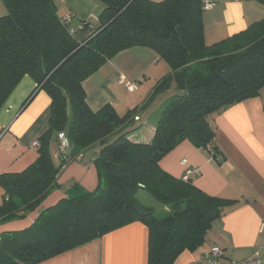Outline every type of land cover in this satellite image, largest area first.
<instances>
[{"label":"trees","instance_id":"trees-1","mask_svg":"<svg viewBox=\"0 0 264 264\" xmlns=\"http://www.w3.org/2000/svg\"><path fill=\"white\" fill-rule=\"evenodd\" d=\"M264 4V0H258ZM100 27L82 42L54 0H3L0 16V109L16 85L31 76L52 104L38 135V156L26 169L0 174L4 198L0 223L35 211L58 186L64 167L92 145L98 183L93 191L43 207L21 230L0 234V264H38L134 221L149 230L148 264H174L184 251L204 244L213 221L231 201L203 191L165 170L161 160L181 142L213 149L209 116L258 96L264 88V20L213 45L204 35L203 0H101ZM240 39L248 40L245 45ZM231 44L233 52L220 51ZM133 46L156 50L171 66L155 95L174 82L179 91L161 110L150 143L122 132L136 111L121 116L111 104L94 111L83 81L118 52ZM64 131L70 143L56 164L52 143ZM59 141V139H58ZM103 146V147H102ZM186 165V164H185ZM144 191L169 212L142 200Z\"/></svg>","mask_w":264,"mask_h":264},{"label":"crops","instance_id":"crops-1","mask_svg":"<svg viewBox=\"0 0 264 264\" xmlns=\"http://www.w3.org/2000/svg\"><path fill=\"white\" fill-rule=\"evenodd\" d=\"M54 1L60 18L73 16L76 40L82 42L100 27L101 0ZM213 1L214 7L203 13L208 45L264 20V4L258 0ZM5 10L0 0V16ZM170 72V64L153 48L129 47L83 81L86 101L94 111L111 104L121 116L135 109L116 133L136 128L128 137L134 142L150 143L161 110L179 93L173 82L155 95L158 82ZM129 82L137 83L138 89L129 91ZM36 87V81L25 75L0 109V174L22 171L38 156L37 138L50 117L52 100L45 90L38 89L26 103ZM209 121L215 128V148H198L185 140L162 158L161 165L179 178L187 169L197 168L199 172L192 174V182L231 203L213 221L204 244L194 251L184 250L174 264H201L204 253L214 245L225 249L226 259L240 260L264 253V88L258 96L211 114ZM52 144V155L59 164L58 139ZM100 149L95 144L70 161L58 176V186L41 205L22 219L0 223V234L28 227L43 207L61 198L93 191L98 183L94 160ZM183 160H187L186 165ZM3 198L0 183V204ZM148 257V227L134 221L38 264H148Z\"/></svg>","mask_w":264,"mask_h":264},{"label":"built area","instance_id":"built-area-1","mask_svg":"<svg viewBox=\"0 0 264 264\" xmlns=\"http://www.w3.org/2000/svg\"><path fill=\"white\" fill-rule=\"evenodd\" d=\"M204 8L206 10L212 9L214 7L213 0H203ZM65 19L70 20V16H66ZM129 91H136L138 89L137 83L129 82L127 84ZM137 120L139 117H135ZM59 139V150L57 152V157L62 159L66 157L70 150V143L68 137L64 131L58 133ZM182 164H187V160H183ZM199 170L197 168H189L183 175V180L187 181L192 176L193 173H197ZM201 264H264V253L257 256H250L240 260L226 259L225 249L219 245L211 246V248L204 253Z\"/></svg>","mask_w":264,"mask_h":264},{"label":"rangeland","instance_id":"rangeland-1","mask_svg":"<svg viewBox=\"0 0 264 264\" xmlns=\"http://www.w3.org/2000/svg\"><path fill=\"white\" fill-rule=\"evenodd\" d=\"M2 3H3V0H2ZM4 4V3H3ZM4 8L6 9V7H5V5H4ZM7 10V9H6ZM6 10H5V12H4V14H6L7 12H6ZM4 14H2V15H4ZM249 41L248 40H244V39H240V44H242V45H246L247 43H248ZM233 50H234V45L233 44H231L230 46H228V47H226V48H224V49H222L221 51H220V55L221 54H229V53H231V52H233ZM122 133V132H121ZM120 132L119 133H115L113 136H112V140L113 139H116L120 134H121ZM58 144H59V141H58ZM53 145V144H52ZM98 145V144H97ZM52 147V146H51ZM93 147V145L92 146H90L89 148H87L84 152L85 153H87L88 151H89V149L90 148H92ZM99 147H100V145H99ZM103 147V146H102ZM51 150H52V148H51ZM70 183L72 184L73 183V181H70ZM89 191H87V192H85V193H88ZM139 196H140V198L142 199V200H144L145 202H147L148 204H151L152 206H155L156 208H157V213L158 214H163V212H169V207L168 206H163V205H159L158 203H157V201H155L153 198H151L147 193H145L144 191H141L140 193H139Z\"/></svg>","mask_w":264,"mask_h":264}]
</instances>
